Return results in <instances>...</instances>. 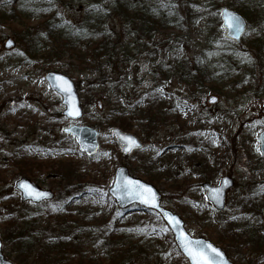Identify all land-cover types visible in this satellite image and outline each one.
Returning <instances> with one entry per match:
<instances>
[{"label": "rangeland", "instance_id": "1", "mask_svg": "<svg viewBox=\"0 0 264 264\" xmlns=\"http://www.w3.org/2000/svg\"><path fill=\"white\" fill-rule=\"evenodd\" d=\"M42 1L51 5L48 8L51 7L52 11L50 9L43 13V17H36L30 22L36 26L49 15H57L58 20L68 24H77L89 0ZM256 1L261 7L254 11V15L251 14L250 19L245 17L249 27L241 45L231 43V53L226 55L228 62H225L224 56H216V49L224 46L219 41H222L223 32L220 37L210 32L214 15L211 1L195 2L194 16H191L189 24L183 26L182 42L178 46L163 48L155 64L169 65L177 58L192 62L200 56L204 69L211 74L219 77L218 73H225V77L220 76L223 78L222 95L204 89L198 96L190 97L189 91L175 82L162 88L173 97H189L191 101L183 103L180 124L157 121L154 125L159 127L150 132L148 142L138 136L144 147L130 157L123 156L111 133L105 101L99 98L100 87L89 83L96 75L71 70L64 74L78 84L83 106V117L75 124L98 131L99 151L88 158L74 139L63 133V128L74 123L61 115L64 109L61 97L52 92L44 80L48 72L65 71L68 62L66 59L57 62L44 58L51 50L44 37L40 40L43 43L37 46L38 54L27 61L12 30L0 25V236L5 257L14 264H24L9 240V247L4 245V238L19 229V218L29 217V224L37 220L36 226L31 229L37 240L44 241L53 236L50 229L59 225L56 219L61 213L54 212L60 207L69 212L80 213L91 209L101 214L106 212L107 206L101 197L91 198L80 195V192L76 195L59 192L87 181L97 184L99 187L93 189L101 194L103 187L110 185L114 168L124 162V166L136 177L145 172L155 176V187L163 197L171 196L163 207L183 219L184 228L192 237L200 236L211 241L225 252L233 264H264V249L260 252L251 246L245 236V230H248L245 224L249 225L254 218L252 210L256 203L261 202L260 193H264V158L257 150V136L264 131V0ZM212 2L242 13L231 0ZM11 3H14L13 0H0V7L9 8ZM258 13L260 18L257 19ZM114 16H109L107 27L118 31L120 22ZM43 30L44 24L41 32ZM209 38L214 45L208 48ZM8 39L16 46L6 50L3 45ZM162 39L158 36L152 43H163L160 42ZM150 59L144 52L130 59L125 70L128 73L136 68L135 78H144L142 86L145 93L154 90V81L148 75ZM127 78L132 79V76ZM210 96L218 98L216 104H208ZM119 97L110 87L107 98L113 101ZM151 160L153 164L148 167ZM60 167L70 169L71 175L57 172ZM166 170L172 171L169 174L173 175L164 173ZM204 174L212 185L218 184L223 176H229L234 182L227 193V206L223 212H215L206 201L200 187L205 182ZM22 176L43 189L57 193L56 197L39 208L22 204L19 194L13 190L15 181ZM9 187L11 192L3 194ZM86 188L91 187L83 190ZM219 213L222 214L217 215ZM123 217V225L129 224L131 228L144 223L153 224L148 223L150 218L145 212L133 211ZM232 219L234 225H230ZM157 228L162 234L167 231L170 236L167 229ZM220 237L224 242L219 244L217 239ZM138 240L142 241L144 251L151 256L145 263L139 264H181L182 258L172 250L165 237L149 232ZM95 264H100V261L95 260Z\"/></svg>", "mask_w": 264, "mask_h": 264}, {"label": "trees", "instance_id": "2", "mask_svg": "<svg viewBox=\"0 0 264 264\" xmlns=\"http://www.w3.org/2000/svg\"><path fill=\"white\" fill-rule=\"evenodd\" d=\"M61 1L56 0L58 3ZM196 1L200 0H89L87 9L84 10L77 24H68L66 21L58 20L57 15H49L44 22L36 26L30 22L36 17H43L44 12H49L51 7H48L51 5L44 4L42 0H18V2L13 0L14 3H11L9 8L0 7V25L12 30L27 60L34 59L38 54L37 46L43 43L40 40L44 37L51 48L44 58L57 62L66 59L68 62L63 74L71 70L96 75L89 83L91 86L100 87L99 98L105 101L103 103L107 107L109 125L127 133L143 136L148 141L150 132L159 127L154 123L157 121L165 123L168 120L177 122L180 104L183 103L181 100L191 101L189 97V100L173 97L162 88L175 82L186 88L190 97L198 96L204 89L222 95L223 78L221 77L225 73H218L219 77L211 74L204 69L200 56L192 62L177 58L169 65L155 64L163 48L170 45L178 46L182 42V33L185 32L183 26L189 24L191 16H194ZM210 1L211 6L214 7L211 10L214 15L212 14L213 24H210L212 26L209 29L211 33L219 35L221 32L217 17L219 5ZM231 1L247 19L255 14L254 9L260 4L255 0ZM112 14L120 22L118 31L107 27V21L109 22V16ZM257 15L260 17V14ZM43 24L44 30L41 32ZM158 36L163 38L160 41L163 43L158 41L152 43ZM209 40L208 48L214 45L211 38ZM144 52L151 58L148 75L154 81V90L147 93L142 86L144 78H135L136 68L128 73L125 71L129 60ZM225 57V62H228L229 59ZM128 76H132V79H128ZM76 86L78 88L77 83ZM110 87L121 97L113 101L108 99ZM152 162L148 161V167ZM57 172L64 173L65 176L72 173L66 167H60ZM164 173L169 174L172 171L166 170ZM205 175L203 180L209 181ZM142 176L150 183L155 182V176L148 172L143 173ZM92 185L99 187L97 184L81 181L79 184L66 187L59 194L64 191L66 195L80 192L91 198H97L101 194H97L96 189L83 190ZM103 188L105 190L106 187ZM11 190L12 188L9 187L3 194H8ZM169 197L171 196L166 195L164 199L168 200ZM260 197V204L256 203L252 210L255 216L251 222L254 221L255 224L252 225L251 222V225L245 224L248 228L245 230V236L248 243L261 252L264 249V193H260ZM103 203L107 209L102 214L92 209L80 213L69 212L65 207H60L54 212L61 213L56 219L59 225L50 229L53 236L44 241L37 240L31 229L36 226L37 220L29 224V217L19 218L17 220L19 229L17 232H11L7 239L4 238V245L8 248L9 240L16 248L20 262L24 264H95V260L100 261V264L145 263L151 256L148 251H144L145 247L138 239L148 235L149 232L168 239L174 250L168 232L162 234L157 228L166 230L155 214H147L150 218L148 223L152 222V226L144 223L131 228L129 224L123 225L124 215L113 207L108 197H103ZM31 207L39 208L32 205ZM235 221L238 222L236 219ZM231 222L230 225H234V219ZM217 242L220 244L224 241L220 237ZM174 251L177 253L176 250ZM181 264H185L183 259Z\"/></svg>", "mask_w": 264, "mask_h": 264}, {"label": "water", "instance_id": "3", "mask_svg": "<svg viewBox=\"0 0 264 264\" xmlns=\"http://www.w3.org/2000/svg\"><path fill=\"white\" fill-rule=\"evenodd\" d=\"M236 16L239 18V20L244 25L242 31H235L230 25L231 21L229 19L230 16ZM220 18L222 22V28L226 30L225 37L231 40H235L237 43L240 42V38L245 32L246 29V23L244 19L236 12L229 10L227 8H223L220 11ZM8 40L5 44V48L9 49L14 46V43L11 41V44H9ZM62 77L64 80L68 82V86L70 87V93L64 91L63 89V82L58 79ZM45 81L48 83L50 89L52 91H55L57 94H59L62 98V105L65 106V110L63 111V115L73 121H77L82 117V109L80 106V101L78 98V94L76 91V88L73 84V82L66 76L59 74V73H48L45 75ZM216 98L212 97L209 99V103H215ZM78 110V115H70L69 110ZM65 133L72 135L75 137L76 142L79 144L81 150L85 152L87 155H93L98 150V141L97 136L98 133L89 127L86 126H76L72 125L64 130ZM113 134L116 136V139L118 142L122 145V152L124 154H130L132 151L141 148V144L139 141L132 135L125 134L121 132L119 129H113ZM132 138V140L135 141V143H132L127 138ZM259 141V147L260 152L264 151V131H262L258 136ZM264 156V155H262ZM113 184L108 189L107 193L109 196L114 200L115 205L117 206V210L124 211L125 213L130 210V208L133 207V205H136L138 209L147 210L150 212H156L159 216V218L162 219L164 225L170 229L172 234V239L175 245L176 250L179 251V253L182 255L184 260L187 261V264H195V262L192 260V258L189 256L188 252L185 250L184 247V240L183 237H187L188 240L192 241V247L194 249H198L200 247H204L205 245H212L213 247L219 249L220 253L222 254V257H215L213 253L207 251L205 248L206 254L210 258H214L217 261L222 260V264H233L229 261L226 254L221 248L216 247L214 244H212L210 241H207L206 239L202 237L193 238L189 235L188 232H186L184 228V222L181 218H179L177 215H174L172 212H170L168 209L163 208L161 204V198L159 192L150 184H147L146 182L131 177L128 174V171L125 167L119 166L114 171L113 176ZM129 181H138L139 184L144 185L146 188H150L152 190V193L155 195V204H145L142 202V199L139 198L136 195V191L128 185ZM22 185H30L31 189L34 190L35 193H39V197H37L34 194H29V190ZM233 185V182L230 178L224 177L221 179L218 186H211L209 183H204L202 185V189L206 192L207 200L213 205L215 210H223L225 208V194L228 189H230ZM15 189L20 192L21 195V201L22 202H32L35 204L41 203L43 201H50L53 199L54 194L51 191L48 190H42L39 186L32 183L27 178H20L15 183ZM168 214V215H166ZM171 217H175L177 223H173L171 221ZM196 241H200L201 244L198 246L195 244ZM2 241L0 238V264H13L9 259H7L3 252H2Z\"/></svg>", "mask_w": 264, "mask_h": 264}, {"label": "snow or ice", "instance_id": "4", "mask_svg": "<svg viewBox=\"0 0 264 264\" xmlns=\"http://www.w3.org/2000/svg\"><path fill=\"white\" fill-rule=\"evenodd\" d=\"M229 19L231 21L230 26L235 31L239 32V31L243 30L244 25L242 24V22L239 20L238 17L232 15L229 17ZM9 44H11V41H9ZM58 79H60L63 82L64 91L70 93V87L68 86V82L66 80H64L62 77H60ZM69 114L70 115H78L79 112H78V110L70 109ZM127 139L130 140L132 143H135V141L132 140V138L129 137ZM257 150L260 151L259 148ZM261 154L264 155V151H262ZM128 185L130 186V188L137 190L136 195L142 199L143 203L151 204V205L155 204V195H154V193H152V190L150 188H146L144 185L139 184L138 181H129ZM22 186L29 190V194H34L37 197H39V195H41L39 193H35L34 190L31 189L30 185H22ZM166 215H168V214H166ZM171 221L173 223H177L175 217H171ZM182 239L184 240L185 250L188 252L189 256L192 258V260L195 262V264H222V260L217 261L214 258H210L205 252V248H206L207 251L213 253L215 257H222V254L220 253L219 249L213 247L210 244L205 245L204 247H200L198 249H194L192 247V244H193L192 241L188 240L187 237H183V236H182ZM195 244L199 246L201 244V242L196 241Z\"/></svg>", "mask_w": 264, "mask_h": 264}, {"label": "bare ground", "instance_id": "5", "mask_svg": "<svg viewBox=\"0 0 264 264\" xmlns=\"http://www.w3.org/2000/svg\"><path fill=\"white\" fill-rule=\"evenodd\" d=\"M260 153V152H259Z\"/></svg>", "mask_w": 264, "mask_h": 264}]
</instances>
